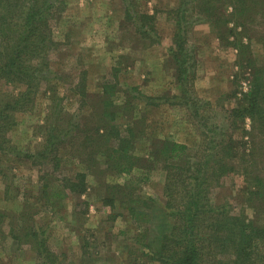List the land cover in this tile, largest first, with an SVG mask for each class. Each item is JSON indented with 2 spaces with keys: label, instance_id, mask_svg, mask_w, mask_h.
<instances>
[{
  "label": "rangeland",
  "instance_id": "obj_1",
  "mask_svg": "<svg viewBox=\"0 0 264 264\" xmlns=\"http://www.w3.org/2000/svg\"><path fill=\"white\" fill-rule=\"evenodd\" d=\"M62 1L65 8L52 20L56 45L49 53L51 74L46 73L48 82L41 81L34 99L30 100V108L11 114V127L5 132L8 143L0 151V264H42L30 244L12 237L19 235L17 232L22 225L28 224L44 231L46 248L58 255L54 264H150L143 254V245L148 233L156 234L153 228H156L154 222L158 214L151 220L153 227L150 224L149 231L140 217H131L129 221L115 218L117 212L127 213V210L122 207L109 209L100 198L105 180L124 182L128 178L127 183L131 181L128 187L141 197L150 195L155 200L161 199L156 200L161 205L165 172L155 169L146 179L133 173L103 175L109 170L102 164L87 161L82 154L84 139L81 135L91 134L92 129L78 131L72 125L83 114L92 112L97 100L95 94L101 91L102 84L110 83L117 90L114 98L117 104H121L124 97L135 104L134 113L138 118L134 121L135 133L142 130L149 137L157 133L169 134L195 147L201 134L215 137L220 131L217 128L228 127L227 110L234 105V94L240 96L248 90L253 71L242 62L238 65L236 50L223 38L216 37L206 22H198L188 33V44L196 59L194 88L200 100L210 105L199 104L201 116L191 114L192 109L182 105L162 106L149 113L139 101L143 98L135 100L132 97L136 93L130 85L148 84L162 73L168 78L169 75L174 77L175 70L168 56L173 24L167 12L180 1L135 0L141 11L154 12L156 17L160 41L147 48H142V43L134 36L133 25L125 19L122 0ZM195 14H191L192 20L197 18ZM255 22L248 31L253 36L251 47L258 64L264 66V51L258 43L264 39V17H257ZM125 52L131 55L118 56ZM145 52L152 53L153 59L160 61L149 66ZM163 55H166L164 59ZM173 81L176 82L175 77ZM170 84L169 90L175 91L174 84ZM177 87L180 94L178 83ZM24 88L20 83L6 85L0 81V94ZM161 100L164 99H159L160 103ZM118 109L122 111L123 121L131 118L127 105ZM58 114L60 121L56 119ZM55 125L58 130L53 129ZM246 125L248 127L249 120ZM253 134L246 146L254 154L253 158L250 156L252 165L247 167L250 177H245L242 171L236 176L222 178L210 188V198L216 204L227 203L235 214L244 213L251 220L262 223L264 199L260 202L250 198L249 202L245 194L247 183L252 184L255 178H261L264 184V135L257 130ZM242 135L240 131L235 133L237 138ZM51 139V152L40 154ZM148 145V140L141 138L134 146L135 154L145 155ZM90 171L96 175H91ZM62 178L63 183L69 179L68 191L74 190L73 193L54 207L47 205L43 188ZM83 181L89 183V187L81 194L78 187ZM88 192L89 197L85 195ZM144 208L138 207L147 211ZM97 209L104 210L105 217L97 226L90 227Z\"/></svg>",
  "mask_w": 264,
  "mask_h": 264
},
{
  "label": "trees",
  "instance_id": "obj_2",
  "mask_svg": "<svg viewBox=\"0 0 264 264\" xmlns=\"http://www.w3.org/2000/svg\"><path fill=\"white\" fill-rule=\"evenodd\" d=\"M61 1L0 0V81L6 85L20 83L25 86L24 90L0 94V151L8 143L5 132L11 127V114L30 108V100L34 99L41 81L48 82L46 73L51 74L49 53L56 45L52 20L65 8V2L62 1L63 5ZM122 1L124 17L133 25L134 36L142 43V48L158 44L160 36L154 12L141 11L135 0ZM179 1L180 4L171 8L167 15L173 24L168 56L180 94L147 96L132 87L136 93L132 97L135 100L143 98L139 101L146 105H182L192 109L191 114L201 116L199 104H210L200 100L194 88L196 59L188 44V33L192 26L204 21L216 37L223 38L236 50L237 64L242 62L253 71L248 90L241 92L240 96L234 94V105L227 110L228 127L217 128L220 129L216 132L218 138L201 134L195 147L170 138L149 137L142 130L135 133L134 121L138 119L134 113L135 104L126 97L117 104L114 100L117 90L110 83L102 84L101 91L95 94L97 100L92 112L83 114L72 126L84 132L92 129L91 134L81 135L84 139L82 154L87 161L107 168L109 172H104L105 176L133 173L146 179L155 169L165 172L161 205L152 196L141 197L131 186L128 187L131 182L127 183L128 178L124 182L105 180L101 197L109 209L118 204L131 217H140L149 231L151 220L157 214L165 215L168 221L164 226H170L169 231L158 238L148 233L143 245V254L148 261L156 260L162 264H264V222L257 223L244 213L235 214L227 203L216 204L210 198V188L222 178L236 176L242 171L245 177H250L247 167L252 165L250 156L253 158L254 154L246 148L248 139L254 137L256 130L264 135V66L258 64L251 47L253 36L248 32L249 27L256 24L257 17H264V0ZM192 13H196L194 20L191 19ZM258 43L264 51V39ZM52 92L54 97V90ZM159 99L164 100L160 103ZM123 105L129 107V120L121 119L122 111L118 108ZM59 115L57 121H60ZM246 120H249V128ZM53 129L58 130V127L55 125ZM238 131L243 134L241 138L235 137ZM141 138L149 142L145 155L135 154L134 146ZM51 141L43 146V150L41 148L40 154L51 152ZM94 174L96 172H91ZM62 181L63 178L43 188L47 205L54 207L73 193L74 190L68 191L69 179ZM88 185L83 181L78 193L87 192ZM246 187L247 201L253 198L263 202L261 178H255ZM139 206L147 211L138 209ZM17 233L19 235L13 234L12 237L30 244L42 264L55 263L58 255L46 248L44 231L28 224L22 225ZM155 239L158 240L157 248L153 246Z\"/></svg>",
  "mask_w": 264,
  "mask_h": 264
},
{
  "label": "crops",
  "instance_id": "obj_3",
  "mask_svg": "<svg viewBox=\"0 0 264 264\" xmlns=\"http://www.w3.org/2000/svg\"><path fill=\"white\" fill-rule=\"evenodd\" d=\"M66 2L68 3L69 0H66ZM147 13H150V12H147ZM133 53H136L137 55H140L138 52H133ZM122 55H128V56H130L131 54H130V52H125V53L119 54L118 56L120 57ZM144 55H145L146 61L150 64L149 66H151V64L154 63V61H160L159 58H157L156 60H154L153 58H155V56H153L152 53L145 52ZM164 57H166V55L165 56L163 55V59H164ZM169 77L170 78L166 77V75L162 73V75L159 76V78L157 80L151 81L148 84H145L144 82H137V83H133V85H130V86L137 87L141 91V93H143V94H145L147 96H161V95H163L165 93L179 94L178 93L177 83L175 81H173L174 80L173 75H172V77L169 75ZM171 82L174 84V87H175V91H173V92H171L169 90V88L172 87V84H170ZM129 84H131V83H129ZM100 89H101V87H100ZM148 90H150V91H148ZM155 93H157V94H155ZM141 105L144 108H146L149 111V113H151L153 110L158 109V108H160L162 106L174 107V105H171V104H168V103H161L159 105L153 106V105H146L145 102H141ZM152 136L158 137V138L161 137V138H170V139H173L172 137H170L169 134L165 135V134L157 133V135L153 134ZM173 140L178 141L176 139H173ZM182 143H184V142H182ZM147 150H148V147L145 149V151H147ZM120 177L122 178V176H120ZM122 179H125V178H122ZM162 191H163V188H162ZM85 195L87 197H89V192L86 193ZM86 199H87V201H89V198H86ZM156 200H161V199H157L156 198ZM100 201H101V198H100ZM89 203H92V200H90ZM90 205L91 204H89V206ZM114 208L115 209L116 208H120V206L118 204H116L114 206ZM94 212L95 213L93 214V219L91 220L90 227L97 226L98 223L100 222V220L105 217V212L102 209H97ZM117 213H118L117 214V217H115V218H118V219H121V220H127V221H129V218H131V215H129L128 213H122L121 211H119ZM99 215L101 217L100 219L98 218ZM89 216H92V213L89 214ZM156 220H157L156 223L154 222L156 228H153V229H154V231H156V234H155L156 237L155 238H158V236H162L164 233L168 232L169 229H170V226L169 227L164 226L165 223H166V221H168V220L165 217V215H163V214H161V215L159 214L157 216ZM151 224H152V227H153L152 221H151ZM157 244H158V240L156 241V239H155V242L153 244L154 248H157L156 247ZM149 263L150 264L151 263H153V264H160V262H158L156 260L149 261Z\"/></svg>",
  "mask_w": 264,
  "mask_h": 264
}]
</instances>
